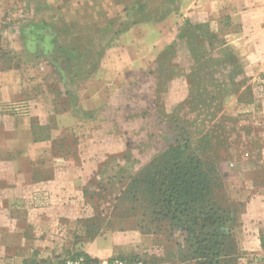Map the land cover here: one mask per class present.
I'll use <instances>...</instances> for the list:
<instances>
[{
    "label": "crops",
    "instance_id": "crops-1",
    "mask_svg": "<svg viewBox=\"0 0 264 264\" xmlns=\"http://www.w3.org/2000/svg\"><path fill=\"white\" fill-rule=\"evenodd\" d=\"M8 2L3 0L4 13L11 7ZM43 7L47 11L50 5L46 1ZM215 12L214 18L208 15L209 29L211 31L217 29L219 24L217 17H220L221 13L228 15L225 18L231 24L224 34L225 45L237 46L239 51L238 61L229 60L225 64L228 66L238 64L242 69L235 75V79L239 82H230L229 90L223 97H234V101L239 102L240 107L248 103L238 99L237 96L242 93L260 95L264 102L262 85H256L253 82L257 78L264 79V0H238L236 6L224 0ZM39 25L41 23L36 20L30 21L27 26L19 30L17 38L1 40L0 103H10L21 97V72L27 66L23 65L22 61L25 59L17 51L19 44L24 45L26 49L29 48L30 51H35L33 58L38 56L39 48L41 56L50 57L54 53L55 44L52 36L45 34L40 39L35 37L42 32L38 30ZM234 25H237V28L231 29ZM145 28L139 23L125 28L123 33L118 34L120 39L126 40H122V46L125 49L130 48L128 37L135 42L136 48L143 45L142 33ZM102 33L104 34L103 29L100 35ZM118 59L109 60L107 55L102 56L101 64L89 75L69 81L73 84L72 88H69L68 81H64L66 79L62 80L61 88L56 90L54 87H41L38 90L39 97L47 93L53 105L40 101L41 103L33 106L27 114L0 111V264H58L63 256L74 252L95 258L97 264H101V260L113 256L143 257L144 252L159 248L157 240L161 237L168 242L159 232L147 231L135 226L134 223L137 220L133 216L120 217L113 210L114 196L110 200H102L97 199L99 194L87 201L85 195V188H87L85 185L89 184L86 182L89 176L97 177L105 172L97 170V164L107 159L102 164L110 171L112 165L108 166L106 163L111 164L117 161L118 157L111 154L114 152L112 150L115 138L110 129L115 125L119 126L117 115L120 110H117V105L113 103L116 93L112 92V85L116 78L124 74L130 64L140 63L141 68L138 69L139 74L131 77L132 79L126 85L133 84L134 81H137L136 84L143 85L142 92L149 94L151 101V105L149 104L145 112L152 110L155 113L163 112L160 108L161 101L164 103V100L169 107H166V111L176 109L190 93V91L186 93L183 88L175 89L176 86L171 85L169 81L164 88L158 86L156 93L154 87L151 91L145 89L144 86L148 83L147 75L153 61L144 55H133V53L129 57H123L125 59L123 65H118L120 62ZM107 74L110 76H106ZM94 79L98 80V86L89 87L88 82ZM81 80L88 81L86 82L88 84H84L82 93L74 88ZM181 81V79L175 80L177 83ZM170 87H174L175 102H169L168 97H165L166 90ZM125 89L134 91L138 88L129 86ZM56 97L58 102L53 100ZM223 97H216L217 101L223 103L222 111L226 109ZM133 105L135 104L124 105L125 108L121 110L124 117L130 112L142 120L145 114L143 109L142 111L134 110ZM94 113H98L96 119L106 116L104 121H98V126L94 125L95 128L105 127L106 129L93 130L91 135L86 126L88 122L92 123L90 117ZM134 119L136 120L132 121H137L138 118ZM83 126L84 128H81ZM258 127L264 129V119ZM42 130L44 133L40 135ZM258 135L259 137L255 139L264 144V132H259ZM89 140L91 143L94 142L93 149L89 151L85 147L81 148V145ZM57 141L75 143L74 149L71 150L72 159L67 156L65 160L64 158L56 159L52 154L50 155L47 149ZM44 149L47 152L42 154ZM257 151L258 149H253L251 152L253 154ZM245 152L243 150L236 153L234 149H231L230 156L218 159V163H221L218 169L223 177V187L231 199L235 202L239 198L243 202V205H240L242 210L239 211V215L237 216L236 213V222L238 219L243 223L242 226L246 227L243 235L245 244L248 246L245 247L258 251L263 249L259 238L264 230V145L258 152L256 163L250 161L252 154L248 155ZM131 154L134 153H129L123 161L128 168L127 173L133 175L145 161L135 159L134 156L131 157ZM44 155V159L40 158ZM54 159H56L55 162ZM70 159L71 165L67 163ZM234 161L243 165L233 168L231 165ZM38 162L40 165L37 167ZM96 185V183L92 184V187ZM113 189L116 188L108 190ZM91 216L98 222L93 224L94 228L90 229V232H86L85 223L89 222L90 218L87 217ZM69 227H73L76 236L74 243L70 241L72 238H68ZM237 243L239 246L242 244L241 241ZM172 249L164 256L166 260L159 264H185L186 262L194 264L193 261L181 260L178 255L179 249L175 245Z\"/></svg>",
    "mask_w": 264,
    "mask_h": 264
},
{
    "label": "rangeland",
    "instance_id": "rangeland-1",
    "mask_svg": "<svg viewBox=\"0 0 264 264\" xmlns=\"http://www.w3.org/2000/svg\"><path fill=\"white\" fill-rule=\"evenodd\" d=\"M8 1V5L11 7L4 13L5 5L3 0H0V43L2 39L13 40L17 38L20 29L27 26L30 21L36 20L41 23L38 30L42 32L35 37L40 39L43 38V35L48 34L54 38L55 45L54 53L50 57L41 56V49L39 48L38 56L33 58L35 51H30L29 48L26 49L24 45L19 44L17 51L25 59L22 61L23 65L27 66L21 72V97L10 103H0V111L27 114L40 101L53 105L52 100L48 99L47 93L43 94L41 98L39 97L38 90L41 87L49 86L56 90L61 88L62 80L66 79L64 81H68L69 88H72L73 84L69 81H72L73 78L89 75L95 67L101 64L104 55H107L109 60L119 58L118 65H123L125 63L123 57H129L132 53L133 55H144L152 60L147 75L148 83L144 88L151 91L154 86L155 93L158 88L155 84L158 82H160L161 87L163 85V88L165 84L171 82V85L176 86L175 89L183 88L187 93L190 91L192 81L195 89H197V93L193 94L194 98L188 101L189 104L182 105L179 103L182 105L181 108L178 104L176 109L172 108L166 111L167 102L165 103L164 100L162 103L161 101L160 109L163 110L160 114L163 117L161 121V117L153 110L144 111L151 101L150 95L142 92L143 85L136 84L137 81L126 85L132 79L131 77L139 74L140 63L130 64L124 74H121L120 78H116L114 85H112V92L116 93L113 103L117 105L116 109L120 110L117 115L119 126L115 125L110 131L115 138L112 150L115 153L112 152L111 154L118 158L111 164L106 163L108 166L112 165L110 171L108 167L102 164L107 159L97 164L96 169L105 172L97 177L90 175L87 179L86 182L89 184L85 185L87 188L84 187L87 201L99 194L97 199L110 200L125 188L131 175L127 173L128 168H126L123 160L128 157L129 153H134L131 154V157L134 156L133 158L144 160L146 163L167 147L179 143L181 146H185L187 150L198 154L206 163H212L216 169L218 165H221L218 163V159H224L227 155L230 156V144H235L237 146L236 153L245 150V153L249 155L252 154L253 149H258L250 157L252 163L257 162L258 152L264 145L255 139L259 137V132H264V129L258 127L264 119V102L260 95L242 93L237 97L246 99L245 102L248 103L240 107L239 102L234 101V97H223L225 92L227 93L229 90L228 84L230 82H239L235 79L237 72L242 71L239 65L228 66L225 64L230 59L234 62L238 61L239 51L237 46L225 45L226 37L224 34L231 24L225 18L228 15L221 13L220 17H217L219 24L216 30L211 31L207 22L208 15L213 16V18L216 17L215 9L224 0ZM46 1L50 5L47 11L43 7ZM228 2L235 6L236 3L238 5V0H228ZM136 23L143 24V28L148 26L142 33L143 39L140 38L143 45L136 48L135 42L128 37L127 41L130 48L125 49L122 45L123 41L126 40L120 39L118 34L123 33V30L129 25ZM236 28L237 25L231 26V29ZM102 29L104 34L100 35ZM9 31L12 33H8ZM79 48H81V52L77 54L78 52L74 50H79ZM107 50L108 52H106ZM106 76L110 75L107 74ZM176 79L182 81L177 83L175 82ZM86 82L88 81L81 80L74 88L82 93ZM97 82V79L88 82L89 87L98 86ZM253 82L256 85H262L261 89H264L263 78H257ZM129 86L138 89L126 90L125 88ZM169 89L166 90L165 97H168L169 102H175L174 87ZM215 97H223L225 110H221L222 101L215 100L213 102L211 100ZM53 100L58 102L57 97ZM129 104H135L133 105L134 110L142 111L143 109L145 114L142 120L130 112L124 117L121 110L125 108L124 105ZM130 109L132 108L130 107ZM97 115L98 113H94L90 117L92 123L88 122L86 126L91 135L93 130L106 129L105 127L95 128L94 125L98 126V121H104L106 117L103 115L96 119ZM181 116L182 121L180 120ZM134 118H138L137 121H132L136 120ZM43 133L44 130L39 134L42 135ZM71 133L73 134V131ZM93 143L89 140L86 144H82L81 148L84 149L85 147L90 151L93 149ZM74 144L57 141L50 145L47 150L56 159L64 158L65 160L66 156L71 158V150L74 149ZM47 150L44 149L42 154ZM47 157L49 156L47 155ZM40 158L44 159L45 155L40 156ZM56 159L53 161L55 162ZM71 159L67 161L70 165ZM39 165L38 162L37 167ZM240 165L241 163L234 161L231 167L236 168ZM219 179L222 183V189L219 190L218 194H223L225 198L232 200L223 187V177L219 175ZM95 183L97 185L93 188L92 184ZM113 187L116 189L108 190ZM96 190L97 192H95ZM235 197L237 198V196ZM238 202H241L239 198L233 204L237 216L242 210L240 205H243V202L241 204ZM87 218L90 219L85 224L92 230L93 224H97L98 221L92 216ZM242 225L243 223L237 219L235 226L236 241H241L242 244L238 245L240 255L235 264H263V249L254 251L245 247L248 246L245 244V236L243 235V230L246 227ZM67 231H69L68 238H72L70 241L74 243L76 236L73 227H69ZM261 233H264V230ZM157 244H159L158 249L144 252L143 257L140 258L148 264H159L165 261L164 256L173 250L172 244L169 241L165 242L163 237L157 240ZM103 261L105 260H101V263H104ZM185 264L193 263L186 262Z\"/></svg>",
    "mask_w": 264,
    "mask_h": 264
},
{
    "label": "trees",
    "instance_id": "trees-1",
    "mask_svg": "<svg viewBox=\"0 0 264 264\" xmlns=\"http://www.w3.org/2000/svg\"><path fill=\"white\" fill-rule=\"evenodd\" d=\"M74 51L79 54L81 49ZM155 85L161 87L160 82ZM191 85L193 90L180 104H189L197 93L192 81ZM211 100L214 102L216 97ZM157 114L162 121L161 112ZM230 147L237 150L235 144ZM216 169L175 143L130 176L125 188L114 195L113 210L120 217L133 216L135 226L163 234L179 249L183 261L235 264L240 255L235 235L236 210L225 195L218 194L222 183L218 166ZM85 231L90 229L85 227ZM259 240L264 250V233ZM86 258L91 264L97 263L95 258Z\"/></svg>",
    "mask_w": 264,
    "mask_h": 264
},
{
    "label": "built area",
    "instance_id": "built-area-1",
    "mask_svg": "<svg viewBox=\"0 0 264 264\" xmlns=\"http://www.w3.org/2000/svg\"><path fill=\"white\" fill-rule=\"evenodd\" d=\"M103 262L104 263L101 264H148L138 256H133V257L113 256L106 259ZM59 264H91V262L87 260L85 254L74 252L64 256ZM263 264H264V259H263Z\"/></svg>",
    "mask_w": 264,
    "mask_h": 264
}]
</instances>
